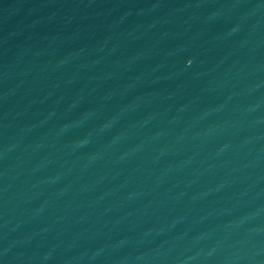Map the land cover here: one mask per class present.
I'll return each mask as SVG.
<instances>
[{"label": "water", "instance_id": "1", "mask_svg": "<svg viewBox=\"0 0 264 264\" xmlns=\"http://www.w3.org/2000/svg\"><path fill=\"white\" fill-rule=\"evenodd\" d=\"M0 264H264V0H0Z\"/></svg>", "mask_w": 264, "mask_h": 264}]
</instances>
